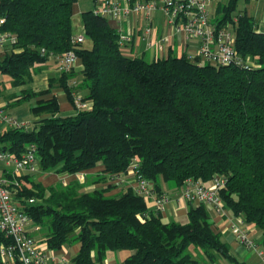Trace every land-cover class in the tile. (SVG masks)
Wrapping results in <instances>:
<instances>
[{
	"label": "trees",
	"instance_id": "16d2710c",
	"mask_svg": "<svg viewBox=\"0 0 264 264\" xmlns=\"http://www.w3.org/2000/svg\"><path fill=\"white\" fill-rule=\"evenodd\" d=\"M76 2L0 0V31L15 38L0 58V74L11 87L28 85L35 65L70 50L80 62L76 85L68 82L70 70L49 79L43 91L21 90L15 102L57 87L74 114L58 116L53 96L35 101L30 112L38 119L28 130L2 131L0 152L19 157L32 147L41 173L71 176L102 166V181L134 164L157 196L162 183L180 188L186 179L206 183L216 175L224 179L223 208L260 232L264 250V33L235 9L236 0H227L214 21L228 24L235 59L251 66H211L184 54L148 62L128 56L129 42L119 44L116 30L92 11L80 13L89 48L71 46ZM72 96L87 108H75ZM15 181L7 188L21 203L34 200L22 210L44 230L46 247L77 246L70 264H101L107 252L119 251L132 252L122 264H198L185 251L191 245L208 260L234 261L203 204L185 202L184 223L163 222L131 189L105 196L111 186L84 193L76 180L46 188L27 176Z\"/></svg>",
	"mask_w": 264,
	"mask_h": 264
},
{
	"label": "built area",
	"instance_id": "2783aa9c",
	"mask_svg": "<svg viewBox=\"0 0 264 264\" xmlns=\"http://www.w3.org/2000/svg\"><path fill=\"white\" fill-rule=\"evenodd\" d=\"M95 1V0H94ZM208 0H102L94 5L92 13L104 19L115 22H125L131 16L142 15L145 19L149 15L158 11L164 17V25L169 29L170 34L179 36L180 40L186 41L196 39L198 42L196 55L200 62L211 66H225L230 63L251 66L248 60L239 61L235 59L232 44L233 36L226 32L225 24L218 27L214 20L208 19L205 5ZM95 3V2H94ZM4 24V18L0 16V27ZM118 43L129 42L130 32L116 30ZM169 34V35H170ZM142 39L145 48H155L162 51L164 45L169 42V36H164L154 41L150 30H142ZM83 42L81 36L71 37V46H76ZM15 38L9 33L0 31V48L12 46ZM193 60L191 56H187ZM75 54L70 50L56 58V70L64 73L72 70L76 61ZM73 84V82L71 83ZM73 97V105L77 109H86L87 104L82 103L78 96ZM0 123L7 124L10 129L28 130L30 125L18 122L3 115L0 112ZM0 163L10 167V179L0 175V235L5 242L0 243V264H44L45 255L40 246L26 231L30 223L29 217L23 212L25 204H32L33 199L25 200L21 203L15 199L7 188L16 185V178L22 175L33 176L38 168L32 147H28L19 157H14L6 152H0ZM130 170L133 177L132 191L141 196L143 201L151 200L154 211L160 213L167 202L165 194L155 195L152 191V183L143 179L137 174L136 165H130L126 170ZM114 175L109 176L113 181ZM76 180H81L79 174ZM224 179L214 175L206 183L186 179L180 189L181 199L191 205L203 204L207 209L217 215H224L225 209L218 196ZM231 233L236 240L246 249L255 250L258 258L264 263V250H256L254 245L247 239L246 234L241 230L243 224L241 219L231 217ZM56 264H68L64 260L57 261Z\"/></svg>",
	"mask_w": 264,
	"mask_h": 264
},
{
	"label": "crops",
	"instance_id": "0c3cea01",
	"mask_svg": "<svg viewBox=\"0 0 264 264\" xmlns=\"http://www.w3.org/2000/svg\"><path fill=\"white\" fill-rule=\"evenodd\" d=\"M226 2L227 0H221V2H217L212 14L214 19L217 17L216 7L223 5ZM235 9L237 11L243 12L246 16L253 20L254 28L257 32L264 33V0H236ZM157 12L158 11L152 12L148 19H145V17L142 15H136L131 16L125 22L112 21L115 27L114 30L121 29L126 33L129 31L131 34L129 43L127 44L128 47H125V51L128 53V56H141L149 62L155 58L171 56L173 52L172 46H174L179 49V55L184 54L185 56H191L194 58L198 45L197 40L189 39L182 42L179 39V36L170 34L169 29L164 25V17L160 12H158L159 14ZM144 28H148L150 30L154 41L158 40L159 38H163L164 36H169V42L164 45L162 51H157L155 48L148 50L145 48L141 35ZM5 48L0 51V58L8 51V49ZM51 60L53 61L52 68L47 67V65L35 66V74L31 77V81L28 85L16 88L11 87L10 85V88L16 90V92L9 91L4 95L0 93V112L3 115H6L7 117L18 122L30 125L31 122L38 119L37 116L32 115L30 112V109L34 107L35 101L46 100L51 96H53L57 102L58 116L63 117L74 114L75 111L73 107L67 102L62 89L57 87L52 89L48 95L33 98L27 101L24 103L28 104V106L25 108L12 111L13 108L24 105H15L21 90L28 89L33 93L40 92L47 88V82L49 79L56 80L59 78L61 73L56 70V59ZM193 60L200 62L197 58H194ZM79 70L80 62L79 60H76L71 70V77H69L68 80V82H70L69 84L72 82L73 85L77 84L79 79L77 74ZM74 94L83 97L85 93L83 91H77ZM8 110L11 111L7 112ZM26 114L31 115V121L21 119L22 115ZM8 129L10 128L7 124L0 123V133ZM102 169V166H96L92 169L77 173L81 176V180H76L77 174L71 176L57 175L52 172L41 173L39 170H37L36 174L33 176L25 174L22 176H27L31 181L39 183L43 188L55 185H66L68 182L76 180L79 185H81L82 191L84 193L91 192L94 189L111 186V188L104 194L105 196H113L119 193L121 190L133 189V177L129 169L123 173L114 175L113 181L109 180V177H104L105 180L103 181L99 179L102 177L98 176L101 174ZM0 175L6 179H10V167H6L4 164L0 163ZM161 187L163 193L166 196L167 202L164 204L162 211L159 213L160 218L163 222H178L179 218L184 216L186 209V203L181 199L180 189L171 187L170 191L168 192L164 183L161 184ZM144 204L147 210L154 211L151 200L144 201ZM207 211L210 215V228L212 232L219 235L220 240L227 246L228 252L234 261H229L225 258L219 257H213L208 260L204 257V261L201 264H264L256 255L255 250L246 249L233 236L231 233L232 216L229 212L225 210L224 215H217L209 209H207ZM240 227L241 230L246 234L247 239L254 245L255 249L261 250L262 247L260 245V232L254 226L249 224L243 223ZM41 230H43L41 227L34 225L31 222L26 227L28 234L40 246L42 252L45 255L44 264H56V262L60 260H64L70 264L71 258L77 252V246L75 244H69L61 246L57 250H49L42 240L44 232L41 233ZM37 233L38 235L34 236ZM131 254L132 252L129 251L107 252L104 255L101 264H122L124 259Z\"/></svg>",
	"mask_w": 264,
	"mask_h": 264
},
{
	"label": "rangeland",
	"instance_id": "374dc122",
	"mask_svg": "<svg viewBox=\"0 0 264 264\" xmlns=\"http://www.w3.org/2000/svg\"><path fill=\"white\" fill-rule=\"evenodd\" d=\"M102 0H77L76 4L73 5L72 7V12H71V18H70V22H71V34L72 36H81L83 38V42L81 43V46L83 48H89L90 43L88 40H86L83 36L82 33V28H81V23H80V13L82 12H87V11H92L94 8V5L97 3H100ZM241 1V0H238ZM95 2V3H94ZM217 2H221V0H208V2H206L205 5V10L208 14V19L209 20H213L214 18L212 17L213 11H214V7L217 4ZM158 13V12H157ZM159 14V13H158ZM157 14V15H158ZM107 23L111 28H115L114 24L112 23L111 20L107 19ZM223 27V26H222ZM226 32L229 33L232 37V30L229 26H226ZM192 42V41H190ZM172 43V42H171ZM172 54L171 57H177L179 56V49L177 47L172 46ZM0 51H2V49L0 48ZM121 51H124L123 48H121ZM37 65H47V67L52 68L53 67V61L50 59H48L46 62L41 63V64H37ZM36 66V65H35ZM9 91H13L16 92V90L11 89L10 88V81L9 78L5 75H1L0 74V93L2 95H4L5 93H8ZM26 106H28V104H24L22 106H19L17 108H11L12 111L13 110H19V109H23ZM11 110H8L7 112H10ZM22 120H28L31 121L32 117L29 114L26 115H22ZM167 191L169 192L171 189V185L169 184H165ZM178 193V192H177ZM180 223H184L186 221L185 216H182L179 218L178 220ZM44 231L41 230V233H43ZM37 234H35L34 236H37ZM186 253L189 254L191 256V258H193V260L197 261L198 264H201L204 261V255L202 253V250L198 247H194V246H188L186 248Z\"/></svg>",
	"mask_w": 264,
	"mask_h": 264
}]
</instances>
